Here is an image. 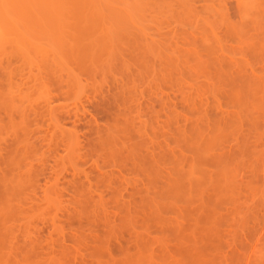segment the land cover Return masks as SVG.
Listing matches in <instances>:
<instances>
[{"label": "rangeland", "instance_id": "374dc122", "mask_svg": "<svg viewBox=\"0 0 264 264\" xmlns=\"http://www.w3.org/2000/svg\"><path fill=\"white\" fill-rule=\"evenodd\" d=\"M34 1L36 2V0ZM67 1L69 0H53L52 2L59 5L61 4L62 8L65 6L69 8L68 11L72 14L69 15L68 12V15L69 17L71 16V18L67 16V11L66 14L61 16L59 12L62 9L58 11V14L60 16H58V20L59 18H61L64 20V22H66V20L68 19L69 22L65 24L67 25V27L69 26V30L67 29V27H65L66 25L64 26V28L61 25H56L60 21H57V19L56 21L52 20V18H50L51 16L49 17V15L53 13L55 14V16H57V11L55 8L56 5L51 4L52 2L46 3V0H40L44 9H46L47 11H52L49 15H47L46 10L45 12L43 11V13L48 21L47 24L49 25L50 23L49 26H52V28L55 27V30H57L56 34H54V36L56 35L55 38L54 36L52 38L53 41H56L55 46L57 45V47H54V42L53 44H51V39L48 40L49 38L47 36V38L45 37L46 34H48L49 36V32H47L48 30H44L45 27H43L41 28L43 29L41 31V29H39V26H35L36 23L34 22V20L36 21V19L32 18L34 22L32 26H35L34 28L40 30V32H37L39 34L38 37L40 40L37 39L36 33H34L35 35L33 36V38L36 36L34 40L37 41L35 48L38 47L37 45H40V47L42 48L41 44L39 43H42V39L44 38V40L47 39L49 42L51 41V43L49 45L48 41L45 40V42L43 40L42 45H44V43H48L45 44L47 49L46 47H43V49H51V51L53 52L54 47V49L57 48V50H55L57 52L61 49L60 53L64 55L61 56L63 57V61L57 58L58 62L57 60H55L56 58H53L55 56L52 55L51 58L50 55V60L52 62H56L55 64L53 63L55 66H53V69L50 68L51 70L48 69L45 71L46 76L49 75V73L51 74L52 72V77H49V79L45 75L41 76L42 74H44V72L42 73V69L40 72L38 68L39 65H36L42 64V62L39 61V56L37 55L38 52L34 53L37 49H35L34 52L30 51H33V47L30 49V46H33V44L30 43L31 41H29L31 45H29L27 42L30 38L32 40V37L27 36L29 39H25L27 40L25 42L20 38V40L23 42H21L22 45L20 44V40H17L21 45H19L21 47V51L24 49L25 52L27 51L28 53H31L28 54L26 52L27 55L25 54V52H23V54L21 53L19 47L16 46L18 45V43L16 44L13 41L12 43L8 42L9 38H7L8 41L4 40V42L2 40L3 38L0 39V41L2 40L1 42L3 43V45H1L2 43L0 42V47L2 46L0 52L2 51L1 53L4 56L7 54L5 57H3L2 54L0 55V97L2 98H0V107H2L3 109L0 110V132L1 130L3 131L0 133V207L1 202L6 198L7 199L5 201H8L7 206L9 208V204L11 203V196L18 195L21 199H24V196H26L27 200L29 198L28 201H30L31 198V201H26L27 205L25 206L24 211L25 209L27 211L29 209L27 207H29L30 205H32L34 209H37H35L37 213L39 211H41L42 213L46 211L44 213H47L49 215V219L55 217L53 220H58H55V223L56 225L58 223L60 227L59 233H52V239L54 240L53 242H57H55L56 245H54L53 242L51 244L43 241V239L47 237L49 230V227L46 223H43L39 220L38 221L40 223L37 221H33L34 224L33 226L31 225V229H29L30 225L28 227L26 226L30 230L28 231L30 232V235L26 231L27 228H24V226L21 228L23 229V231L21 233L19 232L20 234H18L16 230V232L14 231L15 233H13V235L11 234L8 237L7 230L1 227L3 225H1L2 221L0 219V264H14V256L15 258L20 256L19 259H21V256H24L22 255V252H25L26 250H28L29 252L27 251L28 253L26 252L24 257H29L28 261L25 259L28 264L29 262H31V264H56L50 262L53 257L56 262L59 261L57 264H264V0H184L185 2H182L183 0H151V2L149 0H123L125 3V7H128L131 12L133 8H135L140 2L138 4L139 8L137 6L136 10H140L141 7L142 13L141 11L140 13L143 17L140 14V17L142 19L139 17L138 21L139 24L140 19L141 21H146V23L142 22L146 25V29L145 25L143 29L146 30V33L148 32L147 34H149L150 38L160 39L161 35L163 37H165L166 35V37L172 38H169L170 40H174V36H176L174 34L177 33V37H175L176 40L177 38H180L178 36H182L187 39L184 40L185 38H183L184 43H182L180 40V43H182V47L180 44H177L178 46L169 45L168 47L167 44V47L172 49V51H174V48L176 49V47H178V50L181 47V52L176 50L175 52H172L171 50L168 52L165 45L164 47H166V49H164L168 53L164 50L166 52L165 54L167 55L161 54L163 58L160 53L157 52V43H152L155 46L153 48L157 49H155L156 52L152 51L154 53L153 55L156 58L153 59L154 56L151 55V52L149 53L150 56H148V53L142 54L143 56L145 55L144 57L142 56L143 58L140 57V53L138 55L137 52H134L137 53L134 55L138 56H134V60L133 57H131L132 55L130 56L131 61L133 62V64L131 63V65L129 64L130 61H128L126 58L129 53H127V49L123 45V40L120 39L123 33L121 34V32H119L121 30L116 32V27L118 25L122 27L121 25L123 24L124 27L125 25L128 26L127 28H129V26H132V28L129 29H133V31H136L139 27H141L140 25L142 23L138 25L139 27H137L136 24L138 22H130L131 20L129 19L132 14L128 9L127 11L126 8H122V6H124L123 1L109 0L108 3H111L110 1H112L113 3V5L112 3L110 4L111 6L106 2L109 7H112V12L114 11L113 16L112 12L111 14L107 12L108 9L110 11L111 9L105 5L106 0L104 1V5L108 7V9H105L106 13L109 14L110 17H113H111L113 21L114 17L116 18V20L118 19L121 11L123 13L124 11H127L131 14V16H129V14L125 12L124 14L127 15L125 16L122 13L123 16L121 14L119 16V19L121 21H124H122L123 23L121 22V25L118 22L116 26L112 25L114 29L111 26L112 23H109L110 25H107V22H109L111 18L109 19L108 16V18L105 16V11L101 13L104 14V16L101 17L102 15L100 14V12L103 11L104 8L103 6L101 7L102 0H98V3L100 2V5L97 3L100 7L96 5V2L92 6V0H71L73 1L76 10L70 8L69 6L72 5V2L67 4ZM119 1L120 3H122L119 4V6H116L118 5L117 3ZM127 1L130 3H128ZM21 2L23 1L21 0ZM177 2L180 3L177 4ZM26 3H22L25 4L23 6L26 7ZM1 4L2 3H0V5ZM22 4L20 3V5ZM154 4L156 6H154ZM33 5L34 4L30 6L28 5V7H31ZM94 6H97L98 9H102H100V11L98 12L97 9H93ZM88 7H92V10ZM116 7L117 10H114L113 8ZM121 8L124 11L120 10ZM18 10L22 11V8L18 6ZM25 10L26 8L24 9V11H22L24 14L26 12ZM36 10L34 9L32 13H36V15L38 16V10H40V8ZM34 11L36 12L34 13ZM62 12L65 13L64 8L61 13ZM74 12H76L77 15ZM97 12L101 16H96L98 15ZM116 12L118 14H116ZM0 13L2 14L1 10ZM28 13L31 14V12L29 11ZM84 14L86 17L84 16ZM144 14L146 15V17H144ZM160 14H162V17L159 16ZM91 15L94 16L92 17ZM30 16H32V14ZM137 16H139L138 13ZM137 16L135 18H137ZM155 17V22L159 20L156 22L157 24L152 21V19H154ZM54 18L55 17H53V19ZM95 18L97 19V21ZM101 18H103L102 20H105V22L100 20ZM84 19L87 23L84 21ZM112 19L110 20V22L112 21ZM126 19H128L129 21H127ZM146 19H149V23ZM203 20L206 22V24ZM52 21H55L57 23H54ZM7 22L10 23V21L8 20ZM84 22L86 25L84 24ZM159 23L161 24V26L159 25ZM5 24L8 26L7 23ZM95 25L96 27H94ZM103 25L105 26V29H110L109 31L112 30L113 34L111 32L109 33L112 34V37H117L118 41L111 40L113 38L110 37V34V39L108 40H106L108 36L107 38L104 35L102 36L104 32L102 30L104 29L102 28L104 27ZM134 26H136L137 29ZM238 27H240L239 30ZM234 28H236L238 34L236 33V30ZM30 29L33 28L30 27ZM99 29L100 31H102L101 33H99ZM8 30L7 32L9 33L10 31ZM113 30H115V32ZM43 31L46 32L44 33ZM61 31L65 32L63 33V36ZM125 31L126 30H124V32ZM42 32L45 35H43ZM58 32L59 34L57 35ZM136 32L132 33L135 34ZM139 32H137V34ZM40 33L42 34V39L40 38ZM179 33H182L184 36ZM98 34H101L103 38L101 36H98ZM118 34H120V38ZM95 36L97 38H95ZM64 37L67 40H63ZM104 39L106 40V42L104 41ZM107 41L109 42L108 45ZM113 41L121 43H113ZM142 41L144 40L142 39ZM103 42H105L106 44H103ZM5 43L8 45H6ZM70 43L73 44L70 45ZM110 43L116 51L112 52L114 50L113 48L110 51L112 47ZM177 43H179L178 40ZM11 44L12 46L13 44H15L16 47H13L17 48L20 51V53L18 51L19 54H16L17 50L15 53L13 52L15 48H13ZM23 44H25L24 46L26 48H23ZM96 44L98 46H96ZM121 44L123 45V49H121ZM47 45L50 47H48ZM106 45L109 46L110 49L109 47L106 48ZM27 46H29V51L27 50ZM71 46H73L74 48H72ZM114 46H117V48H115ZM69 47H71L74 52ZM38 50H40V48H38ZM123 50L124 54L122 52ZM51 51H49L50 54H52ZM176 52L178 55L175 54ZM192 52L194 54H192ZM109 53H111V56L109 55ZM155 53L157 55H155ZM196 53L199 54V57ZM34 54H36L37 56L35 57ZM61 54L55 53L54 55L60 56ZM112 54L115 55L112 56ZM182 54H185V57ZM75 55L77 57H75ZM117 55L118 59L120 58L118 61L116 60ZM21 56L24 59H22ZM25 56L30 59L25 58ZM180 56H182L183 58H181ZM106 57H108L109 60L111 59L110 57H112V61H114H109L108 59H106ZM160 57L162 59L167 57V59L164 60L165 62L168 59L170 60L172 58L170 62L172 61L173 65L175 63L177 65V62L180 63L182 61V64L183 62L184 64L186 63L185 65H187V68L182 65V67H179L181 68L180 70L179 68L176 69L172 66L171 69L169 68L170 71L169 69H166L167 71L165 70V73L160 72V65L163 64L159 62L160 60H158ZM121 59H123V61L126 60V62L128 61L127 63L131 66V69H127L126 67L128 65L125 67L124 64L126 62L122 63L123 61ZM135 59L138 62L137 65L141 66H138V69H134V67H137V65L134 64ZM143 59L144 63L142 61V64H140L141 60ZM35 60L37 63L35 62ZM33 61L34 63L32 64ZM149 61L153 62L150 63ZM237 61H239V64ZM52 62H50V64ZM115 62L121 63L124 69H122L123 67L121 64L118 65V63L116 64ZM214 62L217 63V65ZM56 63H60V65H56ZM61 63H64L63 67ZM244 64L247 67H243ZM92 65H94L96 68H94V66ZM110 65H113V68H111ZM166 65H164V68L167 67ZM58 66H60V69L58 68ZM108 66L110 67L108 68ZM115 66L116 69L114 68ZM119 66L122 68H120ZM162 66L161 68H163ZM36 67L38 69H36ZM183 67L185 70L182 69ZM188 67H190L191 69H188ZM140 68L141 70H144L141 71L139 70ZM173 68L177 71L174 72L172 70ZM54 69L57 70V72L59 71L58 73L54 71L57 73V75H54L55 78L53 76ZM61 69H64L62 73ZM126 69L129 70L130 73L127 72ZM155 69H158L159 71ZM66 70L67 72H65ZM162 70L164 69H161V71ZM245 70H247V72ZM68 71L70 73L73 71V73L75 74H69ZM125 71L129 73L130 76L127 75V73L125 74ZM137 71L139 74L135 75ZM143 71L147 73L149 72V76L147 75V73L144 74ZM157 71L161 74L164 73L166 77L169 72H173L174 74L169 73V77L171 74L174 76L171 75V79H165L163 78L164 76H162L161 79L160 74V77L155 75ZM39 72L41 73V75L38 74ZM121 72H124V74H122ZM140 72L144 74L142 75L143 77L141 76ZM153 73L157 79L154 77ZM175 73H177L178 76L177 74L175 75ZM181 73L185 76L183 77ZM186 73L189 74V79H187L190 82H186L187 79H183L186 78ZM226 75L228 77H226ZM150 76H153L152 78H155V80L151 79ZM179 76L182 77V79L181 77L179 79L183 80V82L178 79ZM219 76H221V78H219ZM9 77L10 79H8ZM76 77L80 79L79 80L77 78L78 82L74 80V78L76 79ZM124 77H126V79ZM225 77L230 78L224 79ZM26 78H28V80ZM138 78L140 79L139 81ZM125 81L126 83H131L132 86L126 84ZM143 81H146V84ZM160 81L162 82L160 83ZM58 82L61 87L63 86V89L58 85ZM223 82L225 83L222 84ZM138 83L142 86H140ZM164 83H166V85H164ZM7 86L10 88H8ZM7 88L11 89L12 91L6 90ZM11 92H14L13 95L11 94ZM2 94L3 96H7L8 99L4 97L6 98L5 100H7L6 102L5 100L3 101L4 98L2 97ZM77 94H79L78 98ZM10 95L12 97L16 95L13 97V103L17 105L19 115H14L16 112L13 111L14 116L12 115V117L10 116V118H8L5 112H9L10 110L5 111L3 107L5 106L4 104L8 103V101L10 100L8 97ZM119 95L121 96V98ZM157 97L160 99H158ZM31 101L33 102L32 104ZM113 103L116 104L113 105ZM18 104L21 106H19ZM8 106L10 105L8 104ZM8 109H10V107ZM36 112H38V114ZM48 112H50L51 114L49 115ZM10 113L11 112H9L8 114ZM120 114V117H115L117 115L119 116ZM18 116L19 118H17ZM53 116L54 118H56L55 121H53ZM49 118L51 119V121L49 120ZM118 118L119 122L117 123L116 120ZM11 119L13 120V122L9 121ZM8 121L10 124L8 123ZM51 122H55V126L53 123L51 124ZM114 122H116L118 125ZM56 123H58V125ZM93 123H95L96 125ZM128 123L130 124L128 125ZM16 124L18 126H16ZM23 125L25 126L26 132L25 129L22 128L24 127ZM56 125L57 128L58 126L62 128L59 127V129L57 130ZM10 126H13L15 128L17 127V131L14 130L15 128L9 129ZM51 127H53L54 129ZM109 127L110 129L112 128V131H110ZM117 127L121 128L118 130ZM55 129L57 130V132ZM113 129H115V132H113ZM74 130L76 132V135L73 133ZM116 130L118 131L116 132ZM104 132L107 134L108 132H110L111 134L109 133L108 136L112 135V137L110 136L112 140L106 138L107 134L105 135ZM71 133L75 135L74 138L76 137L75 139L77 141L76 151L74 153L75 162L76 164L78 163L77 166H81V168L79 169L83 168L82 171L85 174L84 175L83 173H80L79 177L75 179V183L84 186L85 189L86 187L90 186L92 189L91 192L94 191V193L91 194L93 199L96 200L95 202L97 203L98 201H101L100 206L99 202L98 205L94 204L93 206L92 202L94 200L91 199L92 202H90L89 199V202L91 204L89 205L90 209L92 210V216L87 214V216L80 217V214H76V212H73L74 210L72 211V208L68 206V203H64V205L67 204L68 206L67 207L65 205L66 208L65 206H63L64 211L62 210L61 212H57L56 214L55 212L53 213L54 210L48 212V210L50 209L48 208L47 210L46 206L44 207L42 204L43 202H41L42 200L40 197L42 196H40V189L37 190L38 193L35 200H33L35 195H33V197L31 193H27V195H25L26 192H30L28 191L30 188L27 187V185L23 186L20 184V175L18 174V169L16 170V167H11L14 166L13 164L15 161H18L21 158V156L17 157L18 154L15 153L17 151L16 149L25 142L30 143V145L33 142L32 144L34 146V151L36 150L34 153H39V150H41V153H39V155L36 154V157L38 159L36 160L37 162L34 161V169H31V172H34V176L32 174L30 175H32V177L34 178V182L37 181L36 184L40 185L41 188H44V179L47 176L55 177V174L57 173L56 171H59L62 176L65 175L66 179H62V176L58 172L57 174H59L61 178L58 176V179H55V182L52 183H54L55 185L59 184L58 188H60V195H64H62L63 200L68 199V192L72 190V185H69L68 180L71 179V176H69L70 169L66 170L65 168V170H63L64 167H62V165L65 166V161L63 160H65L66 157L72 158L73 156L68 157L65 152L62 151V149L64 150V146H66V144L64 143H67V139H70L72 137ZM39 135L43 138H41ZM69 135L71 136L70 138ZM99 135L102 143L104 145L106 144V146H104L101 141H99V138H97V136ZM104 135V138H106V140H111V144L108 141H103L102 137ZM26 136H28V139L30 140L29 142L28 140L26 141ZM29 136L33 138V141H31V138ZM60 139L63 140L61 141ZM22 141L24 142L22 143ZM112 141L114 142V145H116L115 149L117 147V154L114 151L113 155L115 154V156H111L110 154V156L112 157L110 158V156L107 157L106 155V159L104 157L105 154H109L110 151V153H112V150H114ZM18 144L20 145L18 146ZM107 145H112L113 147L108 153L104 152ZM35 146H39L41 148L38 149L37 147L35 149ZM101 148L104 149V151L100 150ZM12 150L15 152H13ZM107 150L108 148L106 149V151ZM136 151H138V153H136ZM100 152L104 153L100 154ZM10 154L11 157L16 154L11 158L13 160V163L10 162ZM103 154V158L101 157V159H99ZM40 155L42 157H39ZM50 157L52 158V160ZM97 157L98 159L95 161L94 159H96ZM138 157L141 161L143 158L145 165L142 164L143 161L142 163L140 162L141 164L139 163ZM39 158L41 161L39 160ZM49 158L50 160H48ZM54 160L56 163H58H54ZM119 160L121 161L119 162ZM8 161L10 164L8 163ZM42 162L45 163L42 164ZM59 163L61 165H59ZM152 163L153 166H151ZM54 165L59 166H57L58 168L56 169ZM141 166L145 167L141 168ZM140 168L142 169V171ZM53 169H55L54 171L56 173L53 171ZM62 170L65 172H61ZM42 172H44V174ZM8 179L10 180V182L12 181V183L6 182ZM25 181H22V184L25 183ZM52 183L51 185L55 186ZM89 197L90 194L88 198ZM114 202L116 204H114ZM91 207H93L95 210H93V208ZM10 208L12 211L11 213L13 219H15L16 216H18V214L22 211V209L17 208L16 206H12ZM10 208L8 209V211L10 210ZM27 213H29V210L27 211ZM27 213L25 212L23 214L27 215ZM93 213L95 216L93 215ZM8 215L10 214L8 213ZM26 220L28 221V219ZM25 222L24 224L26 225L28 222ZM24 231L25 233L22 234ZM76 231H78L79 234H76ZM80 235H83L82 237L84 239L80 237ZM13 236L14 238H12ZM16 236L19 240L21 238V241L15 238ZM36 236L40 237V240L42 238L41 241H37L39 242L38 246L36 247L38 250L35 251V248L34 250H30L29 242L24 241L22 237L25 238V240H34V237L36 238ZM16 239L21 243H23V240L26 245L24 244L22 246L21 243L17 244L18 242L16 243V245L14 244V241V243L12 244V240L16 241ZM86 240L88 243L86 242ZM82 242L84 244H82ZM85 242L87 243V245ZM14 245H16L15 247H18L16 248L17 250L14 248ZM25 248L27 249L24 250ZM14 250L16 251L15 254ZM97 250H99L100 252L97 253ZM9 251L13 252V254L9 253ZM19 253L21 254L19 255ZM45 258L50 261L46 262L44 260ZM21 261L24 260L21 259Z\"/></svg>", "mask_w": 264, "mask_h": 264}, {"label": "bare ground", "instance_id": "6f19581e", "mask_svg": "<svg viewBox=\"0 0 264 264\" xmlns=\"http://www.w3.org/2000/svg\"><path fill=\"white\" fill-rule=\"evenodd\" d=\"M22 1H23V2H21V0H0V3H2V4L0 5V10H1L2 14H3V15H2V14L0 13V16H1V17H0V21H1V22H0V39L3 38L2 40H3V42H4V40H7V38H9V39H8L9 41L7 40L8 42H11V43H12V41H13V42L16 43V44L18 43V45H16V46H18L19 49H20V51H21V47H20V46L22 45L21 42H22L23 40H24V42H25V41H27V40H25V39H29L28 37H32V40H31V38H30V39L28 40V42H27L29 45L33 44V46H30V49L33 47V51H32V50H30V51H31V52H34L35 49L38 50V48H40V50H42L43 47H46L45 44H48V43H49V45H50L51 41L49 42L48 40H50V39L52 40V38H53L54 34H56L57 30H55V29H56L55 27L52 28V26H49L50 23H49V25L47 24L48 21H47L45 15H44V13H43V11L45 12L46 9H44V7L42 6L40 0H36V2H38V3H36L34 0H25V1L28 2V3H26L24 0H22ZM29 1H30L31 4L29 3ZM44 1H45V0H44ZM46 1H47L46 3H50V2H52L53 0H51V1L46 0ZM81 1H82V0H81ZM83 1H85V0H83ZM90 1H91V0H90ZM90 1H89V2H90ZM99 1H101V0H99ZM104 1H105V0H102V1H101V4H102L101 7L103 6L104 8H103V11L100 12V14L103 13L104 11H105L104 13H106V10H105V9H108L109 5L112 3L113 0L110 1L111 3H108L109 0H106V1H105V5L108 6V7H106V6L104 5ZM122 1H123V0H122ZM138 1H139V0H138ZM138 1H137V3H138ZM142 1H143V0H142ZM149 1L151 2V0H149ZM181 1H182V0H181ZM32 2H33V3H32ZM54 2H55V1H54ZM54 2H52L51 4H55ZM70 2H72V3H71L72 5H71V4H70V5L74 7L73 1H71V0L67 1V4H69ZM76 2H77V1H76ZM76 2H75V3H76ZM79 2H80V1H79ZM95 2H96V5H97L98 7H100V6H99V5H100V2L98 3V0H96V1L92 0V3H93L92 6L94 5ZM106 2H107L109 5H107ZM127 2H128V1H127ZM132 2H133V1H132ZM152 2H153V1H152ZM182 2H185V1L183 0ZM187 2H188V1H187ZM20 3H21V4H22V3H26L27 6H26V7L23 6V5H25V4L20 5ZM97 3H98L99 5H98ZM121 3H122V2H121ZM121 3H120V1H119V2L117 3L118 5H116V6H119V4H121ZM128 3H130V2H128ZM135 3H136V1H135ZM139 3H140V2H139ZM139 3H138V4H139ZM145 3H146V2H145ZM147 3H148V2H147ZM162 3H163V2H162ZM167 3H168V2H167ZM173 3H174V2H173ZM173 3H171V4H173ZM175 3H176V1H175ZM178 3H180V2H177V4H178ZM32 4H34L33 6H31L32 8H31V7H28V5L30 6V5H32ZM39 4H40V5H39ZM76 4H77V3H76ZM115 4H116V3H115ZM124 4H125V3H124V1H123V5H124ZM131 4H132V3H131ZM131 4H130V5H131ZM138 4H137V6H138V8H139V5H138ZM186 4H187V3H186ZM190 4H192V3H190ZM38 5L41 6V7H39ZM55 5H56L55 8H56V11H57V16H55L54 13H53V14H50V13L52 12V11H50V10H48L49 12L46 10V13H47V15L50 14L49 17L51 16L50 18H52V20H55V21H56V19H57V21H60L61 23H60V22L57 23V22H55V21H52V22L57 23L56 25H58V26L61 25V26H63V28H64V26L66 25L65 23H68L69 21H68V19H67L66 22H64V20L61 19V18H59V20H58V16H59L58 11H60L61 9H62L61 11H63V8H64V10H65V13H64V12L61 13V11L59 12V13H60V16L66 14V11H67V16H68V17H69V15L72 14V13H70V12L68 11L69 8H67V6H65V7L62 8V7H61V4H60V5H59V4H55ZM57 5H58V6H57ZM112 5H113V3H112ZM168 5H169V4H168ZM184 5H185V4H184ZM18 6H20V7L22 8V11H24V9L26 8V10H25V11H26L25 14H24L22 11L18 10ZM22 6H23L24 8H23ZM34 6H35V8H34ZM37 6H38V7H37ZM71 6H69V7L72 8L73 10H76L75 7L73 8V7H71ZM97 6H94L93 9H97L98 12H99L100 9H102V8L98 9ZM110 6H111V5H110ZM121 6H122V5H121ZM134 6H136V5H134ZM134 6H132V7H134ZM137 6H136V7H137ZM140 6H141V5H140ZM154 6H156V5L154 4ZM165 6H166V5H165ZM174 6H175V5H174ZM57 7L59 8V10H58ZM132 7H131V8H132ZM136 7L133 8V10H132L133 13H132V12L128 9V7L126 8L125 5L122 6V8H126V10L128 9V10L130 11V13L132 14V16H131L130 13L127 12L128 10H127V11H124L122 8H121L120 10H123L124 13H125V12L128 13L129 16H131L130 19H129V20H131L130 22H132V23H137V22H138L136 25H137V27H139L138 25H140L142 22H143V23H146V21H145V20L141 21V19H142V18L140 17V14L142 13V11H141V7H140V10H138V11L136 10ZM157 7H158V5H157ZM157 7H156V8H157ZM182 7H183V6H182ZM188 7H189V6H188ZM28 8H29V9H28ZM30 8H31V10H30ZM38 8H40V10H38L39 13L37 12V13H38V16H37L35 12L37 11L36 9H38ZM88 8H89V9L91 8V10H92V7H88ZM109 8L111 9V11L108 9L107 12H109V13L111 14V12H112V7H109ZM138 8H137V9H138ZM162 8H163V7H162ZM5 9H6V10H5ZM19 9H20V8H19ZM34 9L36 10V11H34L35 14L32 13V11H33ZM113 9H114V10H115V9L117 10V7H116V8H113ZM134 9H135V13H136V14L134 13ZM149 9H150V8H149ZM158 9H160V8H158ZM182 9H183V8H182ZM192 9H193V8H192ZM244 9H245V8H244ZM54 10H55V9H54ZM82 10H83V9H82ZM97 10H96V11H97ZM118 10H119V7H118ZM172 10H173V9H172ZM245 10H246V9H245ZM28 11L31 12L32 16H30L31 14H29ZM79 11H80V10H79ZM96 11H95V12H96ZM140 11H141V13H140ZM158 11H159V10H158ZM160 11H162V10H160ZM175 11H176V10H175ZM205 11H206V10H205ZM54 12H55V11H54ZM68 12H69V15H68ZM77 12H78V11H77ZM83 12H84V11H83ZM83 12H82V13H83ZM92 12H93V11H92ZM98 12H97V14H98ZM113 12H114V11H113ZM113 12H112V16L114 15ZM118 12H119V11H118ZM152 12H153V11H152ZM8 13H10V14H8ZM46 13H45V14H46ZM74 13L76 14V12H74ZM74 13H73V14H74ZM119 13H120V12H119ZM122 13H123V12L121 11V14H122ZM124 13H123V14H124ZM137 13L139 14V16H137ZM100 14H98V15H96V16H101V15H102L101 17L104 16V14H101V15H100ZM116 14H118V13L116 12ZM121 14H119V16H120ZM123 14H122V16H123ZM133 14H134V15H133ZM162 14H163V13H162ZM162 14H160L159 16L162 17V16H161ZM35 15H36V16H35ZM47 15H46V16H47ZM76 15H77V14H76ZM124 15H125V14H124ZM135 15L137 16V18H135V17H136ZM144 15H145V14H144ZM174 15H175V14H174ZM34 16H35V17H34ZM60 16H59V17H60ZM73 16H74V15H73ZM82 16H83V15H82ZM82 16H81V17H82ZM84 16H85V14H84ZM84 16H83V17H84ZM91 16H92V15H91ZM93 16H94V15H93ZM93 16H92V17H93ZM105 16H106V17L108 16L109 19L112 17V16L110 17V15L107 14V13L105 14ZM119 16H118V19H119ZM122 16H121V17H122ZM125 16H127V15H125ZM134 16H135V17H134ZM141 16H142V14H141ZM178 16H179V15H178ZM244 16H246V15H244ZM53 17H55V18L53 19ZM64 17H65V16H64ZM85 17H86V16H85ZM106 17H105V18H106ZM108 17H107V18H108ZM116 17H117V16H116ZM139 17L141 18V19H140V24H139V21H138ZM142 17H143V16H142ZM144 17H146V15H145ZM150 17H153V16H150ZM150 17H149V18H150ZM157 17H158V16H157ZM160 17H159V18H160ZM183 17H184V16H183ZM186 17H187V16H186ZM242 17H243V16H242ZM32 18L36 19V21L34 20V22L37 24V25L35 24L36 27L39 26V29L45 27L44 30H48L47 32H49V36H50V37L48 36V34H46V35L43 34L44 31L42 32V34L45 35V37L47 36V37L49 38L48 40L45 39L46 41H48V43H44V45H42L44 38L42 39V34L40 33V35H41L40 38L42 39V43H39V44H41L42 48L40 47V45H37L38 47L35 48V47H36V44H37V41H35L34 38H36V36H37V39H39V37H38L39 34H38L37 32H38V31L40 32V30H37V28H34L35 26H32V25L34 24ZM69 18H71V16H70ZM73 18H74V17H73ZM73 18H72V19H73ZM98 18H100V17H98ZM112 18H113V17H112ZM112 18H111V19H112ZM125 18H127V17H125ZM132 18H133V19H132ZM179 18H180V17H179ZM75 19H76V18H75ZM95 19H96V18H95ZM102 19H103V18H101L100 20H102ZM109 19H108V20H109ZM111 19H110V20H111ZM118 19L116 20V18L114 17V21H115V23H114V21H113V19H112L113 22H112V21L110 22V20H109V22H107V25H110V24L112 23L111 26H112V25H115V26H116V25H117V22L120 23V25H121V24L123 23L122 21H124V20L121 21L120 19H119V20H118ZM122 19H123V18H122ZM134 19H135V20H134ZM144 19H145V18H144ZM161 19H162V18H161ZM185 19H186V18H185ZM7 20L10 21V23L7 22ZM61 20H62L63 22H62ZM108 20H106V21H108ZM126 20L129 21L128 19H126ZM146 20H147V19H146ZM150 20H151V19H150ZM155 20H156V17H155L154 19H152V21H154V22H155ZM178 20H179V19H178ZM188 20H189V19H188ZM188 20H187V21H188ZM190 20H191V19H190ZM197 20H198V19H197ZM239 20H242V19H239ZM245 20H246V19H245ZM5 21H6V22H5ZM49 21H50V20H49ZM84 21L86 22L85 19H84ZM96 21H97V19H96ZM102 21L105 22V20H102ZM148 21H149V19L147 20V22H148ZM157 21H159V20H157ZM157 21H156V22H157ZM162 21H163V20H162ZM176 21H177V20H176ZM203 21H204V20H203ZM203 21H202V22H203ZM3 22H4V23H3ZM71 22H73V21H71ZM71 22H70V23H71ZM82 22H83V20H82ZM85 22H84V24H85ZM103 22H102V23H103ZM121 22H122V23H121ZM150 22H151V21H150ZM156 22H155V23H156ZM164 22H165V21H164ZM188 22H189V21H188ZM194 22H195V21H194ZM204 22H205V21H204ZM5 23H7L8 26H7ZM62 23H64V24H62ZM70 23H69V24H70ZM73 23H75V22H73ZM86 23H87V22H86ZM89 23H90V22H89ZM109 23H110V24H109ZM143 23L140 25L141 27L138 28L139 30L137 29L136 26H134V27L138 30V31L136 30L137 32L140 31L139 33H140L141 35H140L139 33L137 34V32H136L135 30L133 31V29L130 30L129 28H132V26H129V28H127L128 26L125 25V27H126V29H125V27H124L123 24H122L121 26L124 27V28L120 27L119 25L116 27L117 30H116V28H115L116 32L119 31V30H121V31H119V32H121V34L123 33V34L121 35V38H120V36H119L120 34H118V36H119L120 39L123 40V45H124V47H126V49H127V50H126L127 53L130 54V55H129V54L127 55V53H126V55H127L126 58H127L128 61H130V62H129L130 65H131V63L133 64V62L131 61V58H130L131 55H132L131 57H133V60H134V56H138L139 53H140V55H141L140 57L143 56L142 54H147V53H148V56H150V55H149L150 52L152 53L151 55H153V54H154L153 52L155 51L156 48H153V47H155V46H154V44H152V43H157L156 46L158 47V50H157V49H156V50H157L158 53H160V55H161V54H162V55L165 54L167 51H168V52H169L170 50L172 51V49L168 48L169 45H171V46H172V45H174V46H178L177 44H180V45H181L182 43H184L183 38H185V37H182V36H178V37H180V38H177V40H178V42H179V43H177V40H176V38H175V37H177V33L174 34V35H176V36H174V40H170V39H172V38H171V37H166V35H165V37H163V36L161 35L160 39H157V38H155V39L150 38L149 34H147L148 32H147V33L145 32V31H146V30H145V29H146V25L143 24ZM148 23H149V22H148ZM151 23H152V22H151ZM155 23H154V24H155ZM208 23H209V22H208ZM210 23H211V22H210ZM247 23H248V22H247ZM152 24H153V23H152ZM156 24H157V23H156ZM182 24H183V23H182ZM190 24H191V23H190ZM203 24H204V23H203ZM203 24H202V25H203ZM205 24H206V22H205ZM10 25H11V29H10ZM30 25H31V26H30ZM79 25H80V24H79ZM85 25H86V24H85ZM93 25H94V24H93ZM101 25H102V24H101ZM142 25H143V26H142ZM144 25H145V29H143ZM159 25L161 26L160 23H159ZM168 25H170V24H168ZM168 25H167V26H168ZM191 25H192V24H191ZM196 25H197V24H196ZM41 26H42V27H41ZM47 26H48V27H47ZM76 26H77V25H76ZM81 26H84V25H81ZM103 26H104V25H103ZM115 26H114V27H115ZM160 26H159V27H160ZM178 26H179V25H178ZM205 26H207V25H205ZM30 27H32L33 29H30ZM49 27H50V28H49ZM65 27H67V25H66ZM68 27H69V26H68ZM68 27H67V29H68ZM94 27H96V25H95ZM100 27H101V26H100ZM182 27H183V26H182ZM182 27H181V28H182ZM184 27H185V26H184ZM46 28H47V29H46ZM102 28H104V29H102ZM102 28H101V29L104 31L103 34H102V36L104 35V36H106V38H107V36H108V38H107L106 40L110 39L109 36L111 35L110 37L113 38V39H111V40H117V41H118V38H117V37H116L117 39H116L114 36L112 37V34H113L112 30L109 31L110 29H107V28H106V29H107V30H106V29H105V26L102 27ZM112 28H113V26H112ZM119 28H120V29H119ZM150 28H151V27H150ZM153 28H154V27H153ZM178 28H179V27H178ZM8 29H9V30H8ZM49 29H51V30H49ZM113 29H114V28H113ZM123 29L126 30V31L124 32ZM155 29H156V28H155ZM157 29H159V28H157ZM174 29H175V28H174ZM201 29H202V28H201ZM208 29H209V28H208ZM234 29L236 30V28H234ZM239 29H240V27H238V30H239ZM7 30L10 31V32L8 33ZM32 30H33V32H32ZM35 30H36V31H35ZM42 30H43V29H41V31H42ZM58 30H59V29H58ZM68 30H69V29H68ZM105 30H106L108 33H107ZM115 30H113V31L115 32ZM147 30H148V29H147ZM164 30H165V29H164ZM180 30H181V29H180ZM190 30H191V29H190ZM206 30H207V29H206ZM99 31H100V29H99ZM122 31H123V32H122ZM131 31H132V32H136V33H135L136 35H135L134 33H132ZM141 31H142V33H141ZM159 31H160V30H159ZM177 31H178V30H177ZM192 31H193V29H192ZM192 31H191V32H192ZM45 32H46V31H45ZM45 32H44V33H45ZM101 32H102V31H100L99 33H101ZM109 32H111L112 34H110ZM161 32H162V31H161ZM175 32H176V31H175ZM198 32H199V31H198ZM243 32H244V31H243ZM34 33H36L37 35L33 38V36L35 35ZM61 33H62V36H63V35H64L63 33H65V32H62V31H61ZM61 33H60V34H61ZM78 33H79V32H78ZM156 33H157V32H156ZM202 33H203V32H202ZM208 33H209V32H208ZM236 33L238 34L237 30H236ZM50 34L52 35V37H51ZM58 34H59V32L57 33V35H58ZM67 34H68V33H67ZM67 34H66V36H67ZM71 34H72V32H71ZM109 34H110V35H109ZM142 34H143V35H142ZM159 34H160V33H159ZM179 34H182V33H179ZM73 35H74V34H73ZM114 35H115V34H114ZM153 35H155V34H153ZM182 35H183V34H182ZM188 35H189V34H188ZM232 35H233V34H232ZM234 35H235V34H234ZM27 36H28V37H27ZM55 36H56V35H55ZM55 36H54V38H55ZM98 36H101V34H98ZM102 36H101V37H102ZM115 36H116V35H115ZM183 36H184V35H183ZM15 37H16V38H15ZM26 37H27V38H26ZM47 37H46V38H47ZM71 37H72V35H71ZM83 37H84V35H83ZM181 37H182V39H181ZM186 37H187V36H186ZM205 37H206V36H205ZM238 37H239V35H238ZM4 38H5V39H4ZM20 38H21L22 41L20 40ZM22 38H24V39H22ZM67 38H69V37H67ZM93 38H94V37H93ZM95 38H97V37L95 36ZM102 38H103V37H102ZM114 38H115V39H114ZM169 38H170V39H169ZM187 38H188V37H187ZM13 39H14V40H13ZM120 39H119V40H120ZM142 39H143L144 41H142ZM146 39H148L150 42H149L148 40H146ZM2 40H1V41H2ZM10 40H11V41H10ZM17 40H18V41L20 40V44H21V45L19 44V42H18ZM39 40H40V39H39ZM45 40H44V41H45ZM54 40H55V39H54ZM63 40H67V39H65V37H64ZM70 40H71V39H70ZM88 40H89V39H88ZM106 40L104 39L105 42H106ZM111 40H110V41H111ZM180 40H181L182 43H180ZM184 40H187V39L185 38ZM239 40H240V38H239ZM1 41H0V42H1ZM15 41H16V42H15ZM29 41H31V42H30L31 44L29 43ZM33 41H34V42H33ZM46 41H45V42H46ZM96 41H98V40H96ZM117 41H115V42H116V43H119V44L122 42L121 40H120L121 42H117ZM141 41H142V42H141ZM8 42H7V43H8ZM35 42H36V43H35ZM53 42H54V44H53ZM55 42H56V41H53V40H52V43H51V44H53L54 47H57V45L55 46ZM63 42H64V41H63ZM92 42H93V39H92ZM92 42H89V43H92ZM105 42H103V44H104ZM107 42H108V41H107ZM111 42H112V41H111ZM115 42L113 41V43H115ZM185 42H186V41H185ZM1 43H2V42H1ZM1 43H0V44H1ZM22 43H23V42H22ZM186 43H187V42H186ZM5 44H6V43H5ZM28 44H27V45H28ZM72 44H73V43H70V45H72ZM105 44H106V43H105ZM108 44H109V42L107 43V45H108ZM119 44H117V45H119ZM167 44H168V47H167ZM1 45H3V43H2ZM6 45H8V44H6ZM6 45H4V46H6ZM19 45H20V46H19ZM24 45H25V44H23V48L25 47ZM34 45H35V46H34ZM53 45H52V46H53ZM107 45H106V46H107ZM110 45H111V43H110ZM114 45H115V44H114ZM121 45H122V44H121ZM123 45H122V48H121V49H123ZM165 45H166L167 49H166V47H164ZM9 46H10V45H9ZM11 46H12V44H11ZM13 46H15V44H13ZM13 46H12V47H13ZM16 46H15V47H16ZM47 46H48V45H47ZM66 46H68V45H66ZM73 46H74V45H73ZM73 46H71V47L74 48ZM75 46H76V44H75ZM77 46H78V45H77ZM96 46H98V45L96 44ZM106 46H105V47H106ZM111 46H112V45H111ZM171 46H170V47H171ZM174 46H173V47H174ZM195 46H196V45H195ZM1 47H2V46H1ZM1 47H0V49H1ZM15 47H13V48H15ZM28 47H29V46H27V50H28ZM48 47H50V46H48ZM54 47H53V50H54L53 52H54V54H55V53H56V54H57V53H58V54H61V53H60L61 49L58 50V52H57V51H55V50H57V48L54 49ZM71 47H69V48H71ZM100 47H101V46H100ZM108 47H109V46H107L106 48H108ZM114 47H115V46H114ZM118 47H119V46H118ZM120 47H121V46H120ZM181 47H182V45H181ZM181 47H180V49H181ZM25 48H26V47H25ZM58 48H59V47H58ZM60 48H61V47H60ZM72 48H71V50H72ZM112 48H113V46L111 47V49H110V47H109L110 51L112 50ZM115 48H117V46H116ZM164 48H165L167 51H166ZM171 48H172V47H171ZM189 48H190V47H189ZM189 48H188V49H189ZM193 48H194V47H193ZM46 49H47V47H46ZM46 49H43L42 51H40V50L37 51V50H36V51L34 52V53H37V52H38L37 55L39 56V61H41L42 64H43V65H42V64H41V65H40V64H36L37 66L39 65V67H38V68H39V71L41 72V69H42V70H43L42 73L44 72V74H42V75H41L40 72L38 73V74H40L41 76H43V75L46 76V74H45L46 72H45V71L48 70V69H50V68L53 69V68L55 67L54 64H55L56 61H55V62H54V61L52 62V61L50 60V59L52 58V55L55 56V57H53V58H56L55 60H57V62H58V59L63 61V57H61L63 54H61L60 56H59V55L56 56V55L53 54V52L51 51V49H49V50H46ZM113 49H114V48H113ZM124 49H125V48H124ZM180 49L178 50V47H176V49L174 48V51H172V52H175V50L181 52ZM16 50H17V52H16ZM164 50H165L166 52H165ZM181 50H182V49H181ZM190 50H191V49H190ZM201 50H202V49H201ZM203 50H204V49H203ZM18 51H19V50H18L17 48H15V50H13V52H14V53L16 52V54L18 53ZM20 51H19V53H20ZM28 51H29V50H28ZM49 51H51L52 54H50ZM64 51H65V50H64ZM72 51H73V50H72ZM75 51H76V50H75ZM108 51H109V50H108ZM114 51H116V50L114 49L112 52H114ZM126 51H125V52H126ZM152 51H153V52H152ZM163 51H164V52H163ZM195 51H196V50H195ZM1 52H2V51H1ZM1 52H0V55L2 54ZM3 52H4V51H3ZM23 52H25L24 49L21 51V53L23 54ZM26 52H27V51H26ZM26 52H25V54L27 55L28 52H27V53H26ZM73 52H74V51H73ZM122 52H123V54H124V50H123ZM134 52H137L138 55H134V54H137V53H134ZM155 52H156V51H155ZM161 52H163V53H161ZM168 52H167V53H168ZM172 52H171V53H172ZM183 52H185V51H183ZM193 52H194V51H193ZM193 52H192V54H194ZM7 53H8V52H7ZM19 53H18V54H19ZM29 53H30V52H29ZM29 53H28V54H29ZM62 53H63V52H62ZM120 53H121V51H120ZM132 53H133V54H132ZM30 54H31V53H30ZM110 54H111V53H109V55H110ZM123 54H122V56H123ZM175 54H177V52H176ZM180 54H181V53H180ZM196 54H197V53H196ZM196 54H195V56H196ZM2 55H3V54H2ZM6 55H7V54H6ZM6 55H5V56H6ZM12 55H13V53H12ZM34 55H35V57L37 56L36 54H34ZM50 55H51V58H50ZM109 55H108V57H109ZM113 55H115V54H112V56H113ZM155 55H157V54L155 53ZM162 55H161V56H162ZM165 55H167V54H165ZM170 55H171V54H170ZM177 55H178V54H177ZM182 55H183V54H182ZM184 55H185V54H184ZM184 55H183V56H184ZM197 55H198V57H199V54H197ZM200 55H201V54H200ZM5 56L3 55V57H5ZM22 56H24V55H22ZM22 56H21V57H22ZM28 56H29V55H28ZM63 56H64V55H63ZM110 56H111V55H110ZM128 56H129V57H128ZM144 56H145V55H144ZM144 56H143V57H144ZM153 56H154V55H153ZM171 56H172V55H171ZM71 57H72V56H71ZM75 57H77V56L75 55ZM108 57H106V59H108ZM140 57H139V58H140ZM143 57H142V58H143ZM158 57H159V56H158ZM164 57H165V56H164ZM174 57H175V56H174ZM180 57L183 58L182 56H180ZM184 57H185V56H184ZM206 57H207V56H206ZM25 58L30 59V58H28V57H26V56H25ZM57 58H58V59H57ZM110 58H111V59H110V60L108 59V60H109V61H112V57H110ZM114 58H115V57H114ZM123 58H124V56H123ZM126 58H125V59H126ZM135 58H137V57H135ZM139 58H138V59H139ZM155 58H156V57L154 56L153 59H155ZM160 58H161V57H160ZM160 58L158 59V60H160L159 62L163 63L164 65L167 64V65H166L167 67H165V68H164V65H163V64H162L163 66L160 65V68H159V69H160V72H164V73H165V70H166V69H169V68L171 69L172 66L175 67L176 69L179 68L180 66L182 67V65H184L185 67L187 66V65H185L186 63L184 64V62H183V64H182V63H181L182 61H181L180 63L177 62V65H176V63L173 65V64H172V61L170 62V60H171L172 58H171L170 60H169V59L167 60L168 63H167V61H166V62L164 61L165 59H167V57L164 58V59H162V58H163V56H162V58H161L162 61H161ZM200 58H201V57H200ZM1 59H2V58H1ZM17 59H18V58H17ZM20 59H21V58H20ZM22 59H24V58L22 57ZM119 59H120V58H119ZM119 59H118V55H117V59H116V60L118 61ZM129 59H130V60H129ZM146 59H147V57H146ZM184 59H185V58H184ZM198 59H199V58H198ZM9 60H10V59H9ZM31 60H32V59H31ZM49 60H50V62H52L51 64H50ZM53 60H54V59H53ZM121 60L123 61V59H121ZM121 60H120V61H121ZM199 60H200V59H199ZM228 60H230V59H228ZM2 61H3V60H2ZM11 61H12V60H11ZM23 61H24V60H23ZM25 61H26V60H25ZM43 61H44V62H43ZM62 61H61V62H62ZM79 61H80V60H79ZM109 61H108V62H109ZM113 61H114V60H113ZM113 61H112V62H113ZM122 61H121V62H122ZM128 61H127V62H128ZM139 61H140V60H139ZM142 61H143V63H144V59L141 60V63H140V64H142ZM153 61H154V60H153ZM153 61H152V62H153ZM232 61H233V60H232ZM28 62H29V61H28ZM28 62H27V64H28ZM35 62H36V60H35ZM124 62H126V60H124L122 63H124ZM127 62H126V63H127ZM135 62H137L136 59H135ZM135 62H134V64L137 65L138 62H137V63H135ZM145 62H146V60H145ZM149 62H150V61H149ZM152 62H150V63H152ZM164 62H165V63H164ZM230 62H231V61H230ZM237 62H238V64H239V61H237ZM33 63H34V61L32 62V64H33ZM36 63H37V62H36ZM53 63H54V64H53ZM106 63H107V62H106ZM110 63H111V62H110ZM115 63L117 64L118 62H115ZM126 63H125V64H126ZM154 63H155V62H154ZM214 63H215V62H214ZM222 63H223V62H222ZM225 63H226V62H225ZM243 63H244V62H243ZM20 64H21V63H20ZM22 64H23V63H22ZM24 64H25V63H24ZM30 64H31V62H30ZM57 64L60 65V63H56V65H57ZM61 64H62V63H61ZM96 64H97V63H96ZM100 64H101V63H100ZM108 64H109V63H108ZM111 64H112V63H111ZM116 64H115V65H116ZM119 64H121V63H118V65H119ZM125 64H124L125 67L128 65V66L126 67L127 69H131V66H130L128 63H127L126 65H125ZM157 64H158V63H157ZM179 64H180V65H179ZM215 64L217 65V63H215ZM34 65H35V64H34ZM63 65H64V63L62 64V67H63ZM121 65H122V64H121ZM147 65H148V64H147ZM149 65H150V64H149ZM188 65H189V64H188ZM212 65H214V64H212ZM232 65H233V63H232ZM246 65H248V64H246ZM29 66H30V65H29ZM53 66H54V67H53ZM92 66H94V65H92ZM110 66H111V65H110ZM110 66H108V68H109ZM112 66H113V65H112ZM112 66H111V68H113ZM116 66H117V65H116ZM116 66L114 67L115 69H116ZM129 66H130V67H129ZM138 66H139V65H137V67H134V69H135V68L138 69ZM152 66H153V65H152ZM152 66H150V67H152ZM161 66H162L163 68H161ZM234 66H235V65H234ZM59 67H60V66H58V68H59ZM62 67H61V68H62ZM65 67H66V66H65ZM67 67H68V66H67ZM70 67H71V66H70ZM119 67H120V66H119ZM119 67H118V68H119ZM122 67H123V65H122ZM122 67H120V68H122ZM128 67H129V68H128ZM139 67H141V66H139ZM243 67H247V66H245V64H244ZM28 68H29V67H28ZM31 68H32V66H31ZM38 68L36 67V69H38ZM56 68H57V66H56ZM94 68H96V67L94 66ZM143 68H145V67H143ZM157 68H158V67H157ZM186 68H187V67H186ZM189 68H190V67H188V69H189ZM221 68H223V67H221ZM241 68H242V67H241ZM21 69H22V68H21ZM34 69H35V68H34ZM51 69H50V70H51ZM59 69H60V68H59ZM65 69H66V68H65ZM122 69H124V67H123ZM127 69H126V71L129 72V70H127ZM147 69H148V68H147ZM147 69H146V71H147ZM161 69H164V70L161 71ZM170 69H169V71H170ZM179 69L181 70V68H179ZM182 69H184V67H183ZM188 69H187V71H188ZM190 69H191V68H190ZM215 69H217V68H215ZM245 69H246V68H245ZM248 69H249V68H248ZM248 69H247V70H248ZM250 69H251V68H250ZM14 70H15V69H14ZM28 70H29V69H28ZM32 70H33V69H32ZM68 70H69V68H68ZM80 70H81V69H80ZM98 70H99V69H98ZM132 70H133V69H132ZM132 70H131V71H132ZM139 70H141V68H140ZM142 70H144V69H142ZM142 70H141V71H142ZM148 70H149V69H148ZM155 70H158V69H155ZM155 70H154V71H155ZM172 70H173L174 72L177 71V70H175L174 68H173ZM180 70H178V71H180ZM184 70H185V69H184ZM184 70H183V71H184ZM225 70H226V69H225ZM241 70H242V69H241ZM247 70H245V71L247 72ZM5 71H6V70H5ZM7 71H8V70H7ZM54 71L57 72V70H55V69L53 70V72H54ZM63 71H64V69H61V73H62ZM96 71H97V70H96ZM119 71H120V70H119ZM119 71H118V72H119ZM123 71H124V70H123ZM126 71H125V74L127 73ZM158 71H159V70H158ZM158 71L155 73L156 76H159V77H160V75H161V79H162V76H164L163 78H165V79H166V78H167V79H169V78L171 79V75H172V74H171L170 77H169V73H173V72H169V73L167 72L168 74H167V77H166V75H165L164 73L161 74V73H159ZM166 71H167V70H166ZM187 71H186V72H187ZM220 71H221V70H220ZM253 71H254V69H253ZM253 71H252V72H253ZM1 72H2V71H1ZM24 72H25V71H24ZM36 72H37V71H36ZM56 72L53 73V76H54L55 74L57 75V73H58L59 71H58L57 73H56ZM65 72H67V70H66ZM65 72H64V74H65ZM68 72H69V71H68ZM97 72H98V71H97ZM115 72H116V71H115ZM118 72H117V73H118ZM143 72H144V74L147 73V72H145V71H143ZM223 72H224V71H223ZM238 72H239V71H238ZM7 73H8V72H7ZM32 73H33V72H32ZM77 73H78V72H77ZM80 73H81V72H80ZM121 73L124 74V72H121ZM129 73H130V72H129ZM129 73H127V75H129ZM131 73H132V72H131ZM136 73H137V74H136ZM136 73H135V75H138V74H139L138 71H137ZM140 73H141V72H140ZM148 73H149V72H148ZM148 73H147V75L149 76ZM151 73H152V72H151ZM183 73H184V72H183ZM227 73H228V72H227ZM240 73H241V72H240ZM34 74H35V73H34ZM66 74H67V73H66ZM69 74H73V75H74L75 73H73V71H72L71 73L69 72ZM144 74L141 73V76L144 75ZM159 74H160V75H159ZM173 74H174V73H173ZM176 74H177V73H175V75H176ZM184 74H185V73H184ZM184 74L181 73V75H182L183 77L185 76ZM186 74H187V73H186ZM224 74H226V73H224ZM4 75H5V73H4ZM8 75H9V74H8ZM8 75H7V76H8ZM31 75H32V74H31ZM40 75H39V76H40ZM50 75H51V76H50ZM60 75H61V74H60ZM60 75H59V76H60ZM118 75H119V74H118ZM153 75H154V73H153ZM155 75H154V77L156 78ZM188 75H189V74H187V75H186V78H183V79H187V78L189 79ZM220 75H221V74H220ZM222 75H223V74H222ZM32 76H33V75H32ZM39 76H38V77H39ZM61 76H62V75H61ZM70 76H71V75H70ZM75 76H76V75H75ZM75 76H74V77H75ZM120 76H121V75H120ZM123 76H124V75H123ZM123 76H122V79H123ZM129 76H130V75H129ZM132 76H133V74H132ZM172 76H174V75H172ZM177 76H178V74H177ZM229 76H230V75H229ZM1 77H2V76H1ZM11 77H14V76H11ZM28 77H29V75H28ZM46 77H47L48 79H49V77H52V72H51V74L49 73V75H47ZM62 77H63V76H62ZM65 77H66V76H65ZM71 77H72V76H71ZM71 77H70V78H71ZM78 77H79V76H78ZM78 77H76V79L74 78V80L77 81V78H78ZM138 77H139V76H138ZM142 77H143V76H142ZM142 77H141V78H142ZM150 77H151V76H150ZM152 77H153V76H152ZM152 77H151V79H154V80H155V78H152ZM180 77H181V76H179L178 79H179ZM222 77H223V76H222ZM226 77H228V76L226 75ZM226 77H225L224 79H229V78H230V77H229V78H226ZM6 78H7V77H6ZM54 78H55V76H54ZM124 78L126 79V77H124ZM132 78H133V77H132ZM145 78H146V77H145ZM219 78H221V76H219ZM8 79H10V77H9ZM21 79H22V78H21ZM26 79L28 80V78H26ZM36 79H37V78H36ZM42 79H43V78H42ZM65 79H66V78H65ZM68 79H69V78H68ZM78 79H79V78H78ZM142 79H143V78H142ZM142 79H141V81H142ZM148 79H149V78H148ZM156 79H157V78H156ZM172 79H173V78H172ZM178 79H177V80H178ZM181 79H182V77H181ZM181 79H179V80L183 82V80H181ZM188 79H187L186 82H190V81H188ZM224 79H223V80H224ZM6 80H7V79H6ZM12 80H13V79H12ZM74 80H73V82H74ZM79 80H80V79H79ZM139 80H140V79L138 78V81H139ZM174 80H175V79H174ZM177 80H176V81H177ZM221 80H222V79H221ZM7 81H8V80H7ZM14 81H16V80H14ZM58 81H59V80H58ZM70 81H71V80H70ZM126 81H127V80H126ZM126 81H125V83H126ZM133 81H134V79H133ZM136 81H137V80H136ZM146 81H147V79H146ZM146 81H143V82L145 83ZM150 81H151V80H150ZM166 81H167V80H166ZM172 81H173V80H172ZM226 81H227V80H226ZM10 82H11V81H10ZM29 82H30V81H29ZM36 82H37V81H36ZM65 82H66V81H65ZM71 82H72V81H71ZM77 82H78V81H77ZM79 82H81V81H79ZM161 82H162V81H160V83H161ZM167 82H168V81H167ZM177 82H178V81H177ZM221 82H222V81H221ZM229 82H231V81H229ZM44 83H45V82H44ZM61 83H62V81H61ZM173 83H174V82H173ZM175 83H176V82H175ZM224 83H225V82H223L222 84H224ZM13 84H14V82H13ZM28 84H29V83H28ZM35 84H36V83H35ZM67 84H68V83H67ZM71 84H72V83H71ZM71 84H70V85H71ZM126 84L132 86L131 83H126ZM136 84H137V83H136ZM138 84H139V83H138ZM141 84H143V83H141ZM145 84H146V83H145ZM150 84H151V83H150ZM170 84H171V83H170ZM231 84H232V83H231ZM8 85H9V84H8ZM10 85H11V84H10ZM24 85H25V84H24ZM43 85H44V84H43ZM58 85H59V82H58ZM62 85H63V84H62ZM68 85H69V84H68ZM77 85H78V84H77ZM77 85H76V86H77ZM128 85H127V87H128ZM139 85H140V84H139ZM164 85H166V83H164ZM188 85H189V84H188ZM2 86H3V85H2ZM59 86H60V85H59ZM76 86H75V87H76ZM122 86H123V85H122ZM125 86H126V85H125ZM130 86H129V89H130ZM140 86H142V85H140ZM145 86H146V85H145ZM177 86H178V85H177ZM177 86H176V87H177ZM7 87H8V86H7ZM60 87H61V86H60ZM62 87H63V86H62ZM62 87H61V88H62ZM68 87H69V86H68ZM72 87H73V86H72ZM127 87H126V88H127ZM133 87H134V86H133ZM133 87H131V88H133ZM152 87H153V86H152ZM160 87H161V86H160ZM165 87H166V86H165ZM8 88H10V87H8ZM8 88H7L6 90L10 91L11 89H8ZM58 88H59V87H58ZM77 88H78V86H77ZM123 88H124V87H123ZM140 88H141V87H140ZM0 89H1V88H0ZM62 89H63V88H62ZM65 89H66V87H65ZM78 89H79V88H78ZM121 89H122V88H121ZM141 89H142V88H141ZM18 90H19V89H18ZM76 90H77V89H76ZM124 90H125V89H124ZM151 90H152V88H151ZM162 90H163V89H162ZM2 91H3V90H2ZM11 91H12V90H11ZM15 91H16V90H15ZM15 91H14V92H15ZM4 92H6V91H4ZM4 92H3V93H4ZM14 92H11V94L13 95ZM69 92H70V91H69ZM71 92H72V91H71ZM1 93H2V92H1ZM73 93H75V92H73ZM119 93H120V92H119ZM156 93H157V92H156ZM17 94H18V93H17ZM137 94H138V93H137ZM75 95H76V94H75ZM121 95H122V94H121ZM131 95H132V94H131ZM133 95H134V94H133ZM140 95H141V94H140ZM0 96H1V95H0ZM14 96H16V95H14ZM14 96H13V97H14ZM19 96H20V95H19ZM78 96H79V94H77V98H78ZM119 96H120V95H119ZM137 96H138V95H137ZM165 96H166V95H165ZM2 97H3V98H4V97L7 98V96H6V95L3 96V94H2ZM8 97H9L10 100L8 101V103H6L7 105L4 104L6 107L4 106L3 108H4L5 111H6V110H10V111H9V112H11L10 114H8V113H9L8 111L5 112V113H6V116H8V118H10V116L12 117V115L14 114V112H16L14 115L18 114V108H17V105L13 103V99H14V98H13L11 95L8 96ZM0 98H1V97H0ZM6 98H4L3 101H4ZM120 98H121V96H120ZM157 98H158V97H157ZM1 99H2V98H1ZM1 99H0V102H1ZM7 99H8V98H7ZM137 99H138V98H137ZM150 99H151V97H150ZM158 99H160V98H158ZM44 100H45V99H44ZM124 100H125V99H124ZM139 100H140V99H139ZM139 100H138V101H139ZM167 100H168V99H167ZM6 101H7V100H5V102H6ZM19 101H20V100H19ZM27 101H28V100H27ZM109 101H110V100H109ZM127 101H128V100H127ZM132 101H133V100H132ZM155 101H157V100H155ZM159 101H160V100H159ZM9 102H10V103H9ZM16 102H17V101H16ZM22 102H23V99H22ZM102 102H103V101H102ZM118 102H119V100H118ZM160 102H161V101H160ZM28 103H29V102H28ZM32 103H33V102L31 101V104H32ZM41 103H42V102H41ZM47 103H49V102H47ZM135 103H136V101H135ZM8 104H9L10 106H8ZM42 104H43V103H42ZM45 104H46V103H45ZM101 104H102V103H101ZM103 104H104V103H103ZM106 104H107V103H106ZM111 104H112V103H111ZM114 104H116V103H113V105H114ZM126 104H128V103H126ZM1 105H2V103H1ZM18 105H19V104H18ZM49 105H50V104H49ZM7 106H8V107H7ZM19 106H21V105H19ZM102 106H104V105H102ZM102 106H101V107H102ZM109 106H110V105H109ZM9 107H10V109H8ZM22 107H23V106H22ZM33 107H34V105H33ZM48 107H49V106H48ZM117 107H118V106H117ZM122 107H123V106H122ZM44 108H45V107H44ZM46 108H47V106H46ZM65 108H66V107H65ZM1 109H2V107H0V110H1ZM19 109H20V108H19ZM116 109H117V108H116ZM2 110H3V109H2ZM35 110H36V109H35ZM39 110H40V109H39ZM41 110H42V109H41ZM46 110H48V109H46ZM50 110H51V109H50ZM53 110H54V109H53ZM120 110H121V109H120ZM126 110H128V109H126ZM13 111H14V112H13ZM23 111H24V110H23ZM32 111H33V110H32ZM51 111H52V110H51ZM51 111H50V112H51ZM7 112H8V113H7ZM43 112H44V111H43ZM50 112H48L49 115L51 114ZM67 112H69V111H67ZM119 112H120V111H119ZM129 112H131V111H129ZM3 113H4V111H3ZM36 113L38 114V112H36ZM40 113H41V112H40ZM45 113H46V111H45ZM120 113H121V112H120ZM43 114H44V113H43ZM52 114H53V113H52ZM55 114H56V113H55ZM89 114H90V113H89ZM130 114H131V113H130ZM14 115H13V116H14ZM18 115H19V114H18ZM41 115H42V114H41ZM73 115H74V114H73ZM20 116H21V115H20ZM23 116H24V115H23ZM55 116H56V115H55ZM58 116H59V115H58ZM75 116H76V115H75ZM120 116H121V114H120L119 116L117 115V116H115V117L117 118V117H120ZM129 116H130V115H129ZM46 117H47V116H46ZM66 117H67V116H66ZM123 117H124V116H123ZM17 118H19V116H18ZM6 119H7V118H6ZM12 119H13V118H12ZM12 119L9 120V121H10V122H11V121L13 122ZM55 119H56V118H54V116H53V121H55ZM122 119H123V118H122ZM20 120H21V119H20ZM49 120L51 121L50 118H49ZM64 120H65V119H64ZM68 120H69V119H68ZM79 120H80V119H79ZM118 120H119V118L116 120L117 123L119 122ZM125 120H126V119H125ZM125 120H124V122H125ZM9 121H8V123H9ZM66 121H67V120H66ZM112 121H113V120H112ZM114 121H115V120H114ZM120 121H121V119H120ZM63 122H64V121H63ZM91 122H92V121H91ZM124 122H123V123H124ZM128 122H129V121H128ZM18 123H19V122H18ZM52 123L54 124L55 122H51V124H52ZM59 123H60V122H59ZM114 123L117 124L116 122H114ZM9 124H10V123H9ZM24 124H25V122H24ZM56 124L58 125V123H56ZM93 124H95V123H93ZM129 124H130V123H128V125H129ZM12 125H13V123H12ZM57 125H56V128H57ZM66 125H68V124H66ZM72 125H73V124H72ZM95 125H96V124H95ZM117 125H118V124H117ZM120 125H121V124H120ZM16 126H18V125L16 124ZM23 126H24V125H23ZM54 126H55V124H54ZM62 126H63V124H62ZM124 126H125V125H124ZM126 126H127V125H126ZM0 127H1V126H0ZM59 127H60V126H58L57 130L59 129ZM111 127H112V126H111ZM127 127H128V126H127ZM10 128L14 129L15 127L10 126L9 129H10ZM16 128H17V127H16ZM16 128H15L14 130L17 131ZM18 128H19V127H18ZM22 128L25 129V126L22 127ZM51 128H53V127H51ZM60 128H62V127H60ZM70 128H71V127H70ZM92 128H93V127H92ZM114 128H115V127H114ZM117 128H118V130H119L121 127H117ZM12 129H11V130H12ZM53 129H54V128H53ZM97 129H98V128H97ZM109 129H110V127H109ZM111 129H112V128H111ZM111 129H110V131H112ZM123 129H124V128H123ZM127 129H128V128H127ZM3 130H4V129H3ZM22 130H23V129H22ZM55 130H56V129H55ZM57 130H56V132H57ZM118 130H116V132H117ZM121 130H122V129H121ZM129 130H130V129H129ZM12 131H13V130H12ZM108 131H109V130H108ZM127 131H128V130H127ZM127 131H126V132H127ZM1 132H3V131L1 130ZM1 132H0V133H1ZM6 132H7V131H6ZM25 132H26V129H25ZM32 132H33V131H32ZM32 132H31V133H32ZM44 132H45V131H44ZM53 132H54V131H53ZM98 132H99V131H98ZM105 132H107V131H105ZM105 132H104V133H105ZM113 132H115V129H113ZM22 133H23V131H22ZM60 133H61V132H60ZM73 133H74V134L76 133L75 130L73 131ZM73 133H71V134H72V135H71L72 137L69 135V138H70V137H71V138H70V139H67V143H64V144H66V146H64V147H65L64 150L62 149V151L65 152V154H66L68 157L73 156L72 158H67V157H66V159L63 160V161H65V164H64L65 166L62 165V167H64L63 170H65V168H66V170H67V169H70V175H69V176H71V177H70L71 179H68V180H69V185H72V188H71L72 190L70 189L71 191L68 192V193H69V198H68V199L63 200L62 197H63L64 195H63V194H62L63 196L60 195V191H59L60 188H58V185H59V184H58V185H55L54 183H52V182H55V179H56V180L58 179L59 174H57V173H58L59 171H56V172H57V173H56V172L54 171L55 169H53V171L56 173V174H55V177H53V176H47V177H46V176H45V177H46V178L44 179V180H45V183L43 184L44 188H41L40 185H37V184H36L37 181L34 182V178L32 177V175L34 174V172H31V171H32L31 169H32V168L34 169V165H35V164H34V161H36V160L38 159V158L36 157V154L39 155V153H41V152H40L41 150H39V153H38V152L34 153L36 150L34 151V146H33V144H32L33 142L31 143L32 146L30 145V143L25 142L24 144H21V146H20L21 148L18 147V148H19V149H18V148L16 147V148H17L16 150H17L18 152H17V151L15 152V151L12 150V151L15 152L16 154H18L17 157L21 156V158H20V160H18V161H15V160H14V161H15L14 164H13L14 166H11V167H13V168L16 167V168H15L16 170L18 169V174L20 175V177H19V179H20V184L23 185V186H26V185H27V187L30 188V189L28 190V191H30V192H26L25 195H27V193H31V194H32V197H33V195H35L34 199L32 198L33 200H35V198H36V196H37V193H38L37 190L40 189V191H41L40 196H42V197H40L41 200H42L41 202H43L42 204H43L44 207L46 206L47 210H48V208L50 209V210H48V212L51 211V210H54L53 213L55 212V214H56L57 212H61L62 210L64 211L63 206H65V205L67 206V204L64 205V203H68V206L72 208V211L74 210L73 212H76V214H77V213L80 214V217H81V216H87V214H89L90 216H92V213H91L92 210L90 209V205H91L90 202H92L91 199L94 200L93 197H92V194L94 193V191L91 192L92 189H91L90 186H89L90 188H89V187H86V189H85L84 186H82V185H78L77 183H75V179H76L77 177H79L80 173H83V174H84V172L82 171L83 168H82V169H79V168H81V166H80V167L77 166L78 163L76 164L75 159H74V157H75L74 153H75V151H76V144H77V141H76V139H75L76 137L74 138V136H75L76 134L74 135ZM109 133H110V132H108V134H109ZM118 133H119V132H118ZM3 134H4V133H3ZM8 134H9V133H8ZM55 134H56V133H55ZM57 134H58V133H57ZM100 134H101V133H100ZM106 134H107V133H105V135H106ZM108 134H107V136H108ZM110 134H111V133H110ZM114 134H115V133H114ZM114 134H113V136H114ZM11 135H13V134H11ZM30 135H31V134H30ZM105 135L102 137L103 141L105 140V142L108 141V142L110 143L111 140H112V139L110 138V136L112 137V135H110V136H108V137L106 136V138L111 139L110 141H109V140H106V138H104ZM6 136H7V135H6ZM6 136H5V137H6ZM31 136H32V135H31ZM35 136H36V135H35ZM39 136H40V135H39ZM58 136H59V135H58ZM11 137H12V136H11ZM15 137H16V135H15ZM21 137H22V136H21ZM26 137H27L26 141L28 140V142H29L30 140L28 139V136H26ZM26 137H25V138H26ZM29 137H30V136H29ZM40 137H41V136H40ZM46 137H47V135H46ZM93 137H94V136H93ZM1 138H2V137H1ZM30 138H31V137H30ZM41 138H43V137H41ZM66 138H67V136H66ZM97 138H99V141H101V143H102V140H101V138H100V135L97 136ZM21 139H22V138H21ZM21 139H20V140H21ZM57 139H58V138H57ZM95 139H96V138H95ZM120 139H121V138H120ZM7 140H8V139H7ZM11 140H12V139H11ZM35 140H36V139H35ZM42 140H43V139H42ZM48 140H49V139H48ZM60 140H61V139H60ZM62 140H63V139H62ZM62 140H61V141H62ZM122 140H123V139H122ZM24 141H25V140H24ZM24 141H22V143H23ZM31 141H33V138H31ZM58 141H59V140H58ZM99 141H98V142H99ZM115 141H116V140H115ZM118 141H119V140H118ZM118 141H117V142H118ZM127 141H128V140H127ZM112 142H113V141H112ZM123 142H124V141H123ZM129 142H130V141H129ZM40 143H41V142H40ZM42 143H43V142H42ZM119 143H120V142H119ZM125 143H126V142H125ZM44 144H45V143H44ZM102 144H103V143H102ZM110 144H111V143H110ZM117 144H118V143H117ZM12 145H13V144H12ZM15 145H16V144H15ZM19 145H20V144H18V146H19ZM48 145H49V144H48ZM103 145H104V144H103ZM113 145H114V142H113ZM122 145H123V144H122ZM133 145H134V143H133ZM10 146H11V145H10ZM62 146H63V145H62ZM77 146H78V145H77ZM79 146H80V145H79ZM104 146H106V144H105ZM104 146H103V147H104ZM115 146H116V145H114V148H113L112 145H107V147H105V151H104V149H102V148H103V147H102L100 150H102V151H104V152H106V153H108L112 148H113L114 150H112V151H113L112 153H110V152H111V151H110L109 154H105V156H104V154L101 155L99 159H101V157L103 158V156L107 159V157L110 156V154H111V156H115V154L113 155L114 151H115V153L117 154V150H116L117 147H116V149H115ZM119 146H120V145H119ZM37 147H38V149L41 148V147H39V146H37ZM37 147L35 146V149H36ZM43 147H44V146H43ZM46 148H47V147H46ZM58 148H59V147H58ZM60 148H61V147H60ZM107 148H108V150L106 151ZM139 148H140V147H139ZM78 149H79V148H78ZM119 149H121V148H119ZM136 149H137V148H136ZM140 149H141V148H140ZM140 149H139V150H140ZM44 150H45V149H44ZM132 150H133V149H132ZM37 151H38V150H37ZM52 151H53V150H52ZM120 151H121V150H120ZM134 151H135V150H134ZM45 152H46V151H45ZM104 152H100V154H102V153H104ZM43 153H44V151H43ZM53 153H55V152H53ZM61 153H62V152H61ZM134 153H135V152H134ZM136 153H138V151H136ZM140 153H141V152H140ZM11 154H13V153H11ZM11 154H10V157H9L10 159L16 155V154H14V155L11 157ZM56 154H57V152H56ZM63 154H64V153H63ZM42 155H43V154H42ZM106 155H107V157H106ZM119 155H120V154H119ZM137 155H138V154H137ZM43 156H44V155H43ZM52 156H53V155H52ZM54 156H55V155H54ZM111 156H110V158H112ZM132 156H133V155H132ZM143 156H144V155H143ZM17 157H15V158H17ZM39 157H42V156L40 155ZM48 157H49V156H48ZM98 157H99V156H98ZM98 157H97L96 159H94V160L96 161V160L98 159ZM44 158H45V157H44ZM50 158H51V157H50ZM50 158H49L48 160H50ZM110 158H108V159H110ZM116 158H117V157H116ZM129 158H130V157H129ZM129 158H128V161H129ZM46 159H47V158H46ZM46 159H45V160H46ZM39 160H40V158H39ZM48 160H47V161H48ZM51 160H52V158H51ZM55 160H56V159H55ZM55 160H54V163H56ZM91 160H92V159H91ZM112 160H113V159H112ZM123 160H124V159H123ZM126 160H127V159H126ZM12 161H13V160L11 159L10 162H12ZM40 161H41V160H40ZM43 161H44V159H43ZM59 161H60V159H59ZM61 161H62V160H61ZM120 161H121V160H119V162H120ZM135 161H136V160H135ZM138 161H139V163H140V162L142 163V161H143L142 164H144V160H143V158H142V161H141V160H139V157H138ZM138 161H137V162H138ZM36 162H37V161H36ZM36 162H35V163H36ZM45 162H46V161H45ZM45 162H44V163H45ZM101 162H102V161H101ZM113 162H115V161H113ZM8 163H9V161H8ZM12 163H13V162H12ZM44 163L42 162V164H44ZM54 163H52V164H54ZM57 163H58V162H57ZM57 163H56V164H57ZM92 163H93V162H92ZM141 163H140V164H141ZM9 164H10V163H9ZM33 164H34V165H33ZM40 164H41V163H40ZM79 164H80V163H79ZM98 164H99V163H98ZM116 164H117V163H116ZM123 164H124V163H123ZM156 164H157V163H156ZM59 165H61V164L59 163ZM59 165H54V166H55L56 169H57V168H58L57 166H59ZM102 165H103V164H102ZM102 165H101V166H102ZM144 165H145V164H144ZM47 166H48V165H47ZM99 166H100V165H99ZM148 166H149V165H148ZM151 166H153V163H152ZM151 166H150V167H151ZM154 166H155V164H154ZM156 166H158V165H156ZM142 167H145V166H141V168H142ZM141 168H140V169H141ZM146 168H147V167H146ZM146 168H145V169H146ZM154 168H155V167H154ZM154 168H153V169H154ZM145 169H143V170H145ZM150 169H151V168H150ZM150 169H149V170H150ZM60 170H61V169H60ZM63 170H62L61 172H65V171H63ZM99 170H100V169H99ZM141 171H142V169H141ZM153 171H154V170H153ZM153 171H152V172H153ZM68 172H69V170H68ZM88 172H89V171H88ZM144 172H145V171H144ZM42 173L44 174V172H42ZM42 173H40V174H42ZM52 173H53V172H52ZM59 173H60V172H59ZM91 173H93V172H91ZM30 174H32V175H30ZM53 174H54V173H53ZM67 174H68V173H67ZM140 174H141V173H140ZM143 174H144V173H143ZM60 175H61V173H60ZM84 175H85V174H84ZM93 175H94V174H93ZM145 175H146V173H145ZM33 176H34V175H33ZM61 176H62V175H61ZM81 176H82V175H81ZM89 176H90V175H89ZM31 177H32V178H31ZM43 177H44V176H43ZM43 177H42V178H43ZM52 177H53V178H52ZM59 177H60V176H59ZM86 177H88V176H86ZM94 177H95V176H94ZM35 178H36V176H35ZM60 178H61V177H60ZM63 178H65V175L62 176V179H63ZM84 178H85V176H84ZM65 179H66V178H65ZM94 179H95V178H94ZM25 180H26V181H25ZM35 180H36V179H35ZM59 180H60V179H59ZM22 181H23V182L25 181V183L22 184ZM63 181H64V180H63ZM65 181H66V180H65ZM6 182H8V183H12V181L10 182L9 179H8ZM31 182H32V183H31ZM67 182H68V181H67ZM95 182H96V181H95ZM26 183H27V184H26ZM28 183H29V185H28ZM48 183H50V184H48ZM51 183L54 184L55 186L51 185ZM24 184H25V185H24ZM35 184H36L37 186H36ZM41 184H42V183H41ZM47 184H48V186H47ZM96 184H97V183H96ZM98 184H99V183H98ZM49 185H51V186H49ZM96 186H97V185H96ZM60 187H61V186H60ZM87 188H88V189H87ZM24 189H25V188H24ZM89 189H90V190H89ZM26 190H27V188H26ZM26 190H24V191H26ZM88 190L90 191V193H89ZM98 190H99V189H98ZM98 190H96V191H98ZM66 191H67V190H66ZM86 193H87V194H86ZM91 193H92V194H91ZM95 193H97V192H95ZM89 194H90V197L88 198ZM29 195H30V194H29ZM30 196H31V195H30ZM30 196H29V197H30ZM24 197H25L24 199H21V198H19L18 195L11 196V200H10V202H11L10 204H11V205L9 204V208L12 207V206H16L17 208L22 209L21 213H19L18 216H16L15 219L12 218V213H11L12 211H11V208H10V210H9L10 212L8 211V209H9L8 206H7V204H8L7 202H8V201H5L7 198L4 199V200L1 202V207H0V219H1V221H2V224H1V225H3V226H1V227H2V228H5V229L7 230V232H8V237H9L11 234L13 235V233H15L16 230H17V233L20 234V233L23 231V229H21V228L24 227V226H25L24 228H27V227L30 225V226H29V227H30L29 229H31V228H32L31 225L33 226V224H34L33 221H37V222L41 221V222H43V223H46V224L48 225V227H49L48 235H47V237H45V238L43 239V241H46L47 243H51V244H52V242L54 241V240L52 239V238H53L52 235H53V234H56V233H59V229H60L59 224L57 223V225H56V223H55V220H56V219L53 220L55 217H54V218H53V217L51 218V215H52V214H51V215H50V218H51V219H49V215H48L47 213H44V212H46V211H44L43 213H42L41 211H39V212H41V213H39V212L37 213V211H35L36 208L34 209L32 205H30L29 207H27V208H29V209H28V210H29V213H27L28 210L26 211V209H25V211H24V208H25V206L27 205V202H26V201H28L29 198H28V200H27V197H26V196H24ZM87 198H88V199H87ZM64 199H65V198H64ZM89 199H90V202H89ZM8 200H9V199H8ZM30 201H31V198H30ZM30 201H28V202H30ZM95 201H96V200L93 201L94 203L92 202V205H93V206H94V204L98 205V202H99V201L97 200V201H98L97 203H96ZM39 202H40V201H39ZM100 202H101V201H100ZM100 202H99V206H100ZM12 204H14V205H12ZM89 204H90V205H89ZM114 204H116V203L114 202ZM96 205H95V206H96ZM66 206H65V208H66ZM68 206H67V207H68ZM96 207H97V206H96ZM96 207H95V208H96ZM7 208H8V209H7ZM14 208H15V207H14ZM14 208H13V210H14ZM91 208H93V207H91ZM96 209H97V208H96ZM98 209H99V208H98ZM36 210H37V209H36ZM90 210H91V211H90ZM93 210H95V209L93 208ZM6 211H7L10 215H8V213H7ZM69 211H70V210H69ZM22 212H23V213L26 212L27 215H26V214H23ZM73 212H72V213H73ZM89 212H90L91 214H90ZM94 212H95V211H94ZM64 213H66V212H64ZM49 214H50V213H49ZM59 214H61V213H59ZM59 214H58V215H59ZM62 214H63V213H62ZM5 215H6V216H5ZM47 215H48V216H47ZM58 215H57V216H58ZM65 215H66V214H65ZM93 215H94V213H93ZM28 216H29V217H28ZM44 216H45V217H44ZM54 216H55V215H54ZM75 216H78V215H75ZM90 216H89V217H90ZM94 216H95V215H94ZM94 216H93V217H94ZM17 217H18V218H17ZM47 217H48V218H47ZM26 219H28V221H27ZM30 219H31V220H30ZM33 219H34V220H33ZM83 219H84V218H83ZM83 219H80V220H83ZM38 220H39V221H38ZM78 220H79V219H78ZM25 221H26V222H25ZM30 221H31L32 223H31ZM56 221H58V220H56ZM18 222H19V223H18ZM24 222H25V223L28 222V223L25 225ZM17 223H18V224H17ZM39 223H40V222H39ZM23 224H24V225H23ZM26 226H27V227H26ZM44 226H46V225H44ZM36 227H37V226H36ZM33 228H34V227H33ZM29 229L27 228V230H26V229H25V230L28 232V231H30ZM35 229H36V228H35ZM62 229H63V228H62ZM62 229H61V230H62ZM14 231H15V232H14ZM46 231H47V230H46ZM19 232H20V233H19ZM77 232H78V231H76V234H79V232H78V233H77ZM80 232H81V231H80ZM24 233H25V231H24L22 234H24ZM31 233H32V230H31ZM34 233H35V231H34ZM52 233H53V234H52ZM28 234L30 235V232H28ZM33 235H34V234H33ZM17 236H18V235H17ZM17 236H16L15 238L18 239L19 236H18V237H17ZM82 236H83V235H80V237H82ZM28 237H30V236H28ZM77 237H78V235H77ZM12 238H14V236H13ZM39 238H40V237H37V236H36V238L34 237V240H31V239L25 240V238L22 237V239H24V241L29 242V246H30L29 248H30V250H31V249L34 250V248H35V251L38 250L36 247H37L38 244H39V242H37L38 240H40ZM82 238H83V237H82ZM17 239H16V241H15V240H12V244H13L14 242H15L14 244H16V243L18 242V240H19V239H18V240H17ZM80 239H81V238H80ZM83 239H84V238H83ZM83 239H82V240H83ZM41 240H42V238H41ZM41 240H40V241H41ZM76 240H77V239H76ZM95 240H96V239H95ZM13 241H14V242H13ZM19 241H21V238H20ZM24 241L22 240L23 243L18 242L17 244L21 243V245L23 246V245L25 244ZM98 241H99V240H98ZM55 242H56V241H55ZM55 242H53L54 245H56V243H57V242H56V243H55ZM83 242H84V241H83ZM83 242H82V244H84ZM86 242H87V240H86ZM86 242H85V243H86ZM91 242H92V241H91ZM91 242H90V243H91ZM40 243H41V242H40ZM78 243H80V242H78ZM87 243H88V242H87ZM87 243H86V245H87ZM92 243H93V242H92ZM95 243H96V242H95ZM95 243H94V244H95ZM17 244H16V245H17ZM82 244H81V245H82ZM16 245H14V248H15V249L18 248V247H15ZM25 245H26V244H25ZM91 245H92V244H91ZM24 247H26V246H24ZM24 247H23V248H24ZM52 247H53V245H52ZM54 247H55V246H54ZM11 249H12V248H11ZM26 249H27V248H25L24 250H26ZM16 250H17V249H16ZM11 251H13V250H11ZM27 251H28V250H26L25 252L23 251L24 253L21 251V252H22V255L25 256V254H26ZM35 251H34V252H35ZM92 251H93V250H92ZM28 252H29V251H28ZM28 252H27V253H28ZM93 252H94V251H93ZM98 252H100V251L97 250V253H98ZM102 252H103V251H102ZM102 252H101V253H102ZM105 252H106V251H105ZM9 253L13 254V252H10V251H9ZM15 253H16V251L14 250V254H15ZM35 253H36V252H35ZM20 254H21V253H19V255H20ZM94 254H95V253H94ZM105 254H106V253H105ZM35 255H36V254H35ZM100 255H101V254H100ZM24 256H21V259L24 260V261H21V259H19L20 256L17 257L18 259L15 258V256H14V258H13V263H14V264H28V263L26 262V260L28 261V260H29V259H28L29 257L26 258V257H24ZM101 256H102V255H101ZM23 257H24V258H23ZM50 257H51V256H50ZM104 257H105V256H104ZM47 258H49V257H47ZM47 258H45L44 260H45L46 262H49L50 260H48ZM25 259H26V260H25ZM46 259H47L48 261H47ZM53 259H54V257L51 259L50 262H53V263H56V264L59 262V261L56 262L55 259H54V261H53ZM44 260H43V261H44ZM56 260H57V259H56ZM45 261H44V262H45ZM29 264H31V262H29ZM48 264H50V263H48ZM60 264H61V263H60ZM65 264H66V263H65Z\"/></svg>", "mask_w": 264, "mask_h": 264}]
</instances>
